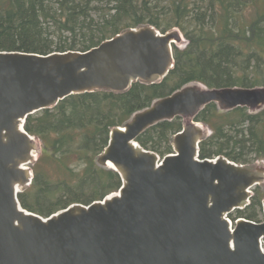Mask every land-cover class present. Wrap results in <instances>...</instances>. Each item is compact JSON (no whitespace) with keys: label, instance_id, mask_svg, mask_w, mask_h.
<instances>
[{"label":"water","instance_id":"obj_1","mask_svg":"<svg viewBox=\"0 0 264 264\" xmlns=\"http://www.w3.org/2000/svg\"><path fill=\"white\" fill-rule=\"evenodd\" d=\"M185 41L177 28L142 26L86 52L0 51V264H264V220L240 218L232 231L227 219L251 204L264 164L200 159L209 128L194 121L210 104L261 110L264 86L190 84L113 128L98 164L116 171L122 187L102 201L44 217L19 200L42 151L24 128L29 116L73 95L160 83ZM178 117L189 122L174 136L173 154L161 158L140 145L147 129Z\"/></svg>","mask_w":264,"mask_h":264},{"label":"trees","instance_id":"obj_2","mask_svg":"<svg viewBox=\"0 0 264 264\" xmlns=\"http://www.w3.org/2000/svg\"><path fill=\"white\" fill-rule=\"evenodd\" d=\"M142 26L161 32L178 28L183 33L188 44L174 46V68L160 83L136 82L123 93L73 95L29 116L24 128L41 140L43 150L33 184L19 194L25 209L48 217L75 203L88 205L118 192L120 175L100 166L98 158L113 128L125 126L158 99L190 84L211 89L264 86V0H106L105 4L0 0V51L86 52ZM182 120L157 123L138 142L163 158L173 154V138L183 129ZM194 120L212 131L200 144V159L225 156L250 168L264 161V107L253 112L242 107L222 111L210 104ZM44 163L59 172L58 180L42 168ZM261 190L257 186L251 204L230 217L261 223Z\"/></svg>","mask_w":264,"mask_h":264},{"label":"rangeland","instance_id":"obj_3","mask_svg":"<svg viewBox=\"0 0 264 264\" xmlns=\"http://www.w3.org/2000/svg\"><path fill=\"white\" fill-rule=\"evenodd\" d=\"M100 2H102L103 4H105V2H106V0H99ZM95 18L96 19H98L99 18V14L98 15H96L95 16ZM54 36V39L57 41V39H58V37L56 36V35H53ZM66 36H68V34H66ZM184 36V35H183ZM184 38H185V36H184ZM185 42L184 43H182L181 45H178V47L179 48H184L185 46H186V44H188V41H187V39L185 38ZM183 120V125H185L187 122H189L188 120H186V119H184V118H182ZM209 128V127H208ZM211 133H212V131H211V129L209 128V131H208V133H207V135H206V137L207 136H209V135H211ZM206 137H204V138H206ZM174 139V138H173ZM42 150H43V146H42ZM41 155H42V151H41V153L39 154V158H38V161H39V159H40V157H41ZM160 156V155H159ZM161 157V156H160ZM161 158H163V157H161ZM37 162H35L34 164H32V165H30V167L32 168V170L34 171V167H35V164H36ZM256 164L257 165H263L264 164V161H257L256 162ZM76 166H74V168H75ZM42 168H45V170H47V172L49 173V175L51 176V178L53 179V180H58V176H59V172H57V170H55V169H51L47 164L45 165V163L42 165ZM78 168L81 170L82 169V166L81 165H78ZM34 173V172H33ZM262 186V190L261 191H263L264 192V184L263 185H261ZM30 188V187H29ZM29 188H27V189H29ZM27 189H25V191L27 190ZM256 189V188H255ZM255 189L253 190V192L255 191ZM24 191V192H25ZM255 194V193H254ZM261 217V219H262V222H263V220H264V216H263V214L260 216Z\"/></svg>","mask_w":264,"mask_h":264},{"label":"built area","instance_id":"obj_4","mask_svg":"<svg viewBox=\"0 0 264 264\" xmlns=\"http://www.w3.org/2000/svg\"><path fill=\"white\" fill-rule=\"evenodd\" d=\"M230 223H231V228L233 229V225H234V224H233V222H232V221H230Z\"/></svg>","mask_w":264,"mask_h":264}]
</instances>
